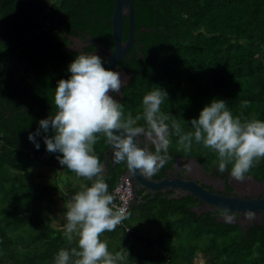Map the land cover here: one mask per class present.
Returning <instances> with one entry per match:
<instances>
[{
  "label": "trees",
  "instance_id": "1",
  "mask_svg": "<svg viewBox=\"0 0 264 264\" xmlns=\"http://www.w3.org/2000/svg\"><path fill=\"white\" fill-rule=\"evenodd\" d=\"M115 1L0 0V264H54L60 249L78 246L77 237L69 241L65 236L66 218L60 220L49 205L50 195L62 194L61 181L33 184L31 169L48 166L59 174V164L66 175L63 181L73 186L71 196L81 190L75 179L87 186L92 181L61 165V153L47 151L44 137L53 132L40 129V107H52L58 81L70 76L68 67L78 56L67 47L70 36L85 38L92 49L113 48ZM133 3L139 35L122 60L132 78L117 101L125 116H142L143 97L159 87L168 93L161 111L172 115L185 132L213 99L224 100L242 121H264V0ZM128 33L125 19L124 40ZM243 101L247 107H241ZM137 123L145 124L143 119ZM38 129L37 149L28 136ZM97 135L94 151L102 163L109 145L102 133ZM170 141L172 151L219 165L218 154L202 144L194 141L186 153L177 136L171 135ZM125 169L121 163L102 174L109 194ZM247 174L264 181V158ZM145 200L128 210L129 230L115 228L100 237L111 253L124 255L117 264H194L197 253L209 252L219 264H263L264 235L252 241L234 238L231 227L191 212L190 199L160 192Z\"/></svg>",
  "mask_w": 264,
  "mask_h": 264
},
{
  "label": "clouds",
  "instance_id": "2",
  "mask_svg": "<svg viewBox=\"0 0 264 264\" xmlns=\"http://www.w3.org/2000/svg\"><path fill=\"white\" fill-rule=\"evenodd\" d=\"M68 71L69 78L60 79L55 88V114L40 120L39 125L45 133L50 129L53 132L44 137L47 151L61 153V165L92 183L82 185L65 205V236L69 241L77 237L78 246L60 249L54 264H117L124 260L121 252L111 253L100 239L105 231H114L127 215L123 208L115 207V197L109 194L103 165L94 151L97 134L106 137L116 163H126L130 173L139 172L145 178L154 176L170 159L173 134L186 153L194 141L214 150L219 159L218 171L224 173L231 164L230 175L237 181H243L254 162L264 158V121L234 117L224 100L213 99L204 106L199 118L190 121L192 130L185 132L172 115L161 111L168 93L159 87L143 97L142 116L134 119L130 112L125 116L122 105L109 94L120 92L124 81L119 72L103 66L100 56L81 52ZM241 107H247V101ZM141 119L144 125H138ZM40 129L28 136L37 149L35 136ZM136 137L141 138L144 147L137 145ZM246 215L253 218L251 212Z\"/></svg>",
  "mask_w": 264,
  "mask_h": 264
},
{
  "label": "flooded vegetation",
  "instance_id": "3",
  "mask_svg": "<svg viewBox=\"0 0 264 264\" xmlns=\"http://www.w3.org/2000/svg\"><path fill=\"white\" fill-rule=\"evenodd\" d=\"M83 39L85 42V44L84 43L81 44L83 53L85 54L99 53L100 50L99 45H98L99 47L92 49L91 43L88 42L85 38ZM72 45L73 42L68 44L67 47L71 51H76L72 49ZM77 54L79 55V52H77ZM98 56L101 57L103 63L106 62L107 57L105 55H98ZM118 69L120 72H123L120 73L121 79L124 81V86L121 88V96H120V92L109 93L116 101L122 99L123 89L127 85V81H128L126 79L127 78L126 73H128V71H126L123 68L122 61L119 63ZM40 109L43 110L42 116L44 119H47L49 115H54L56 112L54 104L52 105V107H50V105L49 107L41 106ZM148 147L150 148L151 151L155 150L154 146L148 145ZM104 153H105V158L101 163L102 165L104 164L103 165L104 171L102 174L107 175L112 167H116L121 163H116L114 161L113 153H112V149H110V145L104 151ZM169 156H171V158L159 170V172H157L154 176H152L153 178L162 179L164 177H169V176H180L183 179L192 178L196 183L202 185L208 191L212 193L218 192V194L222 196H229V197L264 196V181L261 179H259L260 182L253 181L255 177L253 175H249L246 173L243 181H237L230 175L231 169L227 168L224 173H220L218 171L217 165H209L207 163H204L195 155L192 154L182 155L177 151H172L171 147H169ZM122 166H125V168H127L126 163H122ZM137 192L138 194H140V196H142L143 199H145L147 195H150L149 193H147L146 190L139 189L137 190ZM166 193L170 194V196L172 197L174 191L166 192ZM183 199H190V201H193V204L187 208H189L191 212L195 213L198 218L208 219L210 222H213L215 224L231 227L230 232L234 238H237L239 236L241 240L248 239L252 241L255 235L258 234L264 235V211L253 213L252 219H248L247 215H244V218L240 219L241 214L239 212H234V211L227 212L223 209H219L218 207L214 208L210 205L206 206L209 208L208 211H206L204 207L200 210V212L195 210L196 207L202 206L203 200L195 197V195H192L189 192L183 195ZM227 216H231L232 217L231 220L232 221L235 220V222L225 221V219H227L226 218Z\"/></svg>",
  "mask_w": 264,
  "mask_h": 264
},
{
  "label": "water",
  "instance_id": "4",
  "mask_svg": "<svg viewBox=\"0 0 264 264\" xmlns=\"http://www.w3.org/2000/svg\"><path fill=\"white\" fill-rule=\"evenodd\" d=\"M125 19L129 23V33L127 39L124 40V22ZM112 29H113V48H108L107 46H100L99 53L96 55H105L107 57L106 62L103 66L108 70H113L120 72L118 69L119 63L126 58L130 49L136 43L138 39L139 32L136 35V21H135V9L133 0H116L115 8L112 15ZM141 30L147 31L148 29L142 27ZM92 40L91 36L87 37ZM71 42H73L72 49L79 52L82 51L81 44H85L84 39L81 36H70ZM127 84L132 78V73H126ZM121 96V89H120ZM139 147H144L141 142L140 137L134 138ZM146 146V144H145ZM148 147V145H147ZM111 149V146H110ZM104 165V164H103ZM123 176L127 177L133 188V198L130 203V207H135L139 205L140 202H145L146 200L138 194L137 190H146L151 197H154L156 193L160 192H172L174 194L172 197L181 198L187 192L195 195V197L203 200V204L200 207H196L195 210L199 211L204 207L206 211L209 210L208 205L212 207H218L227 212L234 211L241 214V218H244L248 212L255 213L264 211V196L262 197H229L222 196L218 192H210L202 185L196 183L192 178L183 179L180 176H169L162 179L145 178L137 172L133 175L129 172L128 168L123 173ZM253 181H259L258 178L254 177ZM263 184V183H262ZM227 222H235V220L225 219Z\"/></svg>",
  "mask_w": 264,
  "mask_h": 264
},
{
  "label": "rangeland",
  "instance_id": "5",
  "mask_svg": "<svg viewBox=\"0 0 264 264\" xmlns=\"http://www.w3.org/2000/svg\"><path fill=\"white\" fill-rule=\"evenodd\" d=\"M47 24H48L47 26L49 28H52V26H53L52 22L48 21ZM56 166L58 168L59 174L54 172V170H53L54 168L48 167V166L47 167L38 166V167L31 169V172L33 173V176H34L31 181L33 184L38 183V182H44L47 184H51L53 182V180L61 181L60 186L63 190L62 194L57 195L58 194V192H57L56 195L55 194L50 195L49 199H51V200H49V201H52V202H50L49 205H50L51 211H53L55 213V215L60 220H63L65 218V215L62 213V211L65 208V203L70 202V200H71L72 196L69 193L71 192V189L73 186L71 187V186H68L67 184H65L64 181L66 180V175L63 172L62 167L59 164H57ZM63 179H64V181H63ZM75 182H76L77 186L80 187V189H81V186L85 184L84 181H80L77 179H75ZM51 211L48 213L50 215H53L51 213ZM137 213H138V211H136L134 213V215H133L134 218L132 217V219H134V221L137 218ZM59 222H61L60 225L65 224L63 221H54L55 225L59 224ZM195 256H196V259H195L194 264H219L211 252L206 253V254L197 253Z\"/></svg>",
  "mask_w": 264,
  "mask_h": 264
},
{
  "label": "built area",
  "instance_id": "6",
  "mask_svg": "<svg viewBox=\"0 0 264 264\" xmlns=\"http://www.w3.org/2000/svg\"><path fill=\"white\" fill-rule=\"evenodd\" d=\"M110 194H112L115 197L114 199L115 207L123 208L127 215L128 210L130 209L131 200L133 198L132 185L129 179L121 175L119 181L112 189ZM125 220L122 221L116 228H125L126 230H129L130 227L126 225Z\"/></svg>",
  "mask_w": 264,
  "mask_h": 264
},
{
  "label": "bare ground",
  "instance_id": "7",
  "mask_svg": "<svg viewBox=\"0 0 264 264\" xmlns=\"http://www.w3.org/2000/svg\"><path fill=\"white\" fill-rule=\"evenodd\" d=\"M170 158H171V156H170ZM136 207V206H135Z\"/></svg>",
  "mask_w": 264,
  "mask_h": 264
}]
</instances>
